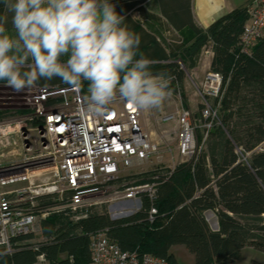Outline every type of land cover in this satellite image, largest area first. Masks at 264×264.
Returning <instances> with one entry per match:
<instances>
[{"label": "trees", "instance_id": "obj_1", "mask_svg": "<svg viewBox=\"0 0 264 264\" xmlns=\"http://www.w3.org/2000/svg\"><path fill=\"white\" fill-rule=\"evenodd\" d=\"M110 2L125 17L129 30L141 38L136 58H149L154 74L172 77L174 91L184 80L178 60L192 69L201 50L210 45L209 69L222 78L220 98H214L219 102L220 127L213 126L212 120L203 149L173 168L124 178L135 179L132 185L156 184L154 196L142 194L141 208L132 215L111 220L104 208H95L75 222L52 215L41 222L43 236L53 238L50 242L35 250L30 243L33 235L18 236L14 243H29L0 256V264H34L41 253L48 264H88L91 236L97 231H105L121 250L149 253L167 264H179L170 253L177 245L194 256V264H233L246 247L264 253V38L248 55L238 48L249 7L234 10L203 29L194 22L192 0H157L159 15L144 8L147 0ZM4 8L0 2V16ZM133 13L152 23L160 34L168 32L167 44L157 38L158 32H149L134 20ZM37 84L68 85L59 78ZM86 88L84 82L82 92ZM201 120L211 121L203 116ZM237 150L249 156L242 160ZM152 207L157 213L149 221ZM206 212L214 214L218 230L211 229Z\"/></svg>", "mask_w": 264, "mask_h": 264}, {"label": "built area", "instance_id": "obj_2", "mask_svg": "<svg viewBox=\"0 0 264 264\" xmlns=\"http://www.w3.org/2000/svg\"><path fill=\"white\" fill-rule=\"evenodd\" d=\"M248 7L249 17L238 41L240 53L246 55L264 38V0H251ZM221 83V76L209 71L203 88L213 95L211 97L217 98ZM51 89L41 90V94L34 97V102L41 101L49 106L46 112H40L43 130L37 132L40 145L54 159L52 180L45 186L32 189L33 177L28 169L19 166L0 168V190L19 183L27 184L10 191H0L2 252L12 253L16 246L29 243H14L12 240L18 236L39 237L38 242L32 243L35 250L43 243L50 242L53 238L42 234L43 220L52 215L69 222L87 217L92 196L98 194L103 186L112 183L123 169L135 162H146L157 153L156 146L142 132L141 111L117 102L102 117H97L82 111L86 92L71 85ZM54 96H59V100L54 101ZM202 116L206 119L211 114L205 110ZM190 118L187 111L178 116V152L187 159L196 152ZM16 128L0 124V135L14 133L18 131ZM155 187V183L141 184L115 192L109 199L110 209L107 213L110 219L118 220L115 218L138 211L134 212L133 209L141 208L140 196L147 194L152 198ZM38 200L40 205L36 203ZM124 207L131 210L123 211ZM156 213L152 207L148 213L149 221L154 219ZM90 254L88 264H167L165 259L149 253L121 250L105 231H97L91 236ZM34 264H48L45 255L38 254Z\"/></svg>", "mask_w": 264, "mask_h": 264}, {"label": "clouds", "instance_id": "obj_3", "mask_svg": "<svg viewBox=\"0 0 264 264\" xmlns=\"http://www.w3.org/2000/svg\"><path fill=\"white\" fill-rule=\"evenodd\" d=\"M0 81L20 92L59 78L77 90L87 82L82 111L102 117L123 102L142 111L171 96L172 77L154 74L137 57L141 38L110 0H0ZM8 252H0V256Z\"/></svg>", "mask_w": 264, "mask_h": 264}, {"label": "rangeland", "instance_id": "obj_4", "mask_svg": "<svg viewBox=\"0 0 264 264\" xmlns=\"http://www.w3.org/2000/svg\"><path fill=\"white\" fill-rule=\"evenodd\" d=\"M145 2L146 6H150L151 0ZM151 8V7H150ZM132 17L140 24L149 26L148 22H144L139 18L137 13H133ZM154 30V29H153ZM172 34V33H171ZM174 34V33H173ZM157 38L165 44L164 37L160 34ZM210 45L203 48L198 57V66L196 69H189L185 62L178 60L179 67L184 73V80L181 86H177L176 90L171 91V96L168 97L163 104L158 108L141 111L140 124L145 138L156 146L157 153L151 155L146 162L133 163L130 167L123 169L117 174V178L109 185L103 186L99 193L92 196L90 201L91 206L89 212L97 209H110V196L115 192L123 191L132 185L135 179L124 180L127 176L136 175L138 173L151 171L159 168H173L178 163L187 160V157L181 156L178 152V116L183 111L190 113V123L193 127V135L195 139L196 152L203 149V143L206 138V130L213 126L220 127L219 123V102L211 97L208 91L203 88V83L206 81V76L210 69L206 57L210 55ZM172 85V81L170 83ZM69 86V85H67ZM52 88L53 90L63 87L49 85L40 86L36 84L32 88H26L20 92L8 87L5 83H0V124L17 127L14 133L6 136L0 135V168L17 167L28 169L32 178V189L38 186H45L52 180L51 171L54 166V159L48 150L42 148L38 141V130L43 125V117L40 112L44 113L48 109V104L39 101L35 103L34 97L41 94V90ZM51 89V90H52ZM220 98V93L219 97ZM50 102L49 99H46ZM59 100V96H54V101ZM207 110L211 114V121L206 124L201 120L202 113ZM212 126V127H213ZM214 127V128H215ZM27 134V135H26ZM238 155L245 160L247 155H242L239 150ZM26 183H19L3 190L1 192L10 191L17 187L26 186ZM54 198L52 199V201ZM41 204L39 200L36 202ZM130 207H124L123 211H130ZM134 212L139 209H133ZM121 211V208H120ZM206 220L210 227L214 226V215L206 212ZM39 237L35 236L31 243L38 242ZM181 246V245H177ZM183 254L179 255L181 260L187 261L188 264H194V256L190 254L183 246ZM178 251V250H177ZM255 256V257H252ZM264 253L249 247L242 253L239 261L234 264H258L256 259L261 263ZM252 257V258H251ZM262 260V261H261Z\"/></svg>", "mask_w": 264, "mask_h": 264}, {"label": "crops", "instance_id": "obj_5", "mask_svg": "<svg viewBox=\"0 0 264 264\" xmlns=\"http://www.w3.org/2000/svg\"><path fill=\"white\" fill-rule=\"evenodd\" d=\"M149 2H151L150 6H146V4H147L146 3V4H144V8L152 14L159 15L160 13H159L157 0H151ZM250 3H251V0H192L193 19H194V22L196 23L197 26H199L203 29H206L214 21L218 20L219 18L231 13L234 10L244 8L248 5H250ZM3 16L8 17V23L5 25V27L11 32L12 31V24H11L12 13L9 12L6 8H4ZM141 25L149 32H153V33L158 32V34H160L159 31H156L157 29L152 23L148 27L143 25L142 23H141ZM153 29L154 30L156 29L155 32L153 31ZM158 34H155V35H158ZM160 35L162 37H164V41H165V44L164 43H162V44L166 45L168 42L167 37H168L169 33L163 32ZM175 35H177L179 37L178 33H175ZM202 50H201V52H202ZM211 59H212V53L210 52V55L208 57H206V61L208 62L209 67H210ZM198 60H200V59H198ZM198 60H197L196 66L193 67L191 70L196 69V67L198 66L197 65ZM125 206H127V205H125ZM209 213L213 214L212 212H209ZM214 218H215V223H214V226H212V228H211L212 230L218 228L216 217L214 216ZM247 248L249 249V247L244 248L242 250V253L245 252V250ZM182 249L183 248L181 246H173L170 249V253L175 257V259L178 261L179 264H188L187 261L181 260L179 257V255L183 254ZM252 257H255V256L252 255ZM260 259H261V257H260ZM262 259H264V256H262ZM259 260L256 259V262L258 264H264V261L261 260L262 261V263H261Z\"/></svg>", "mask_w": 264, "mask_h": 264}, {"label": "water", "instance_id": "obj_6", "mask_svg": "<svg viewBox=\"0 0 264 264\" xmlns=\"http://www.w3.org/2000/svg\"><path fill=\"white\" fill-rule=\"evenodd\" d=\"M40 130L42 131V130H43V128H42V127H40ZM26 135H27V134H26ZM129 215H130V214H128V215H124V216H122V217L115 218V219L124 218V217H127V216H129ZM112 220H114V218H113ZM213 230H218V228H216V229H213Z\"/></svg>", "mask_w": 264, "mask_h": 264}]
</instances>
